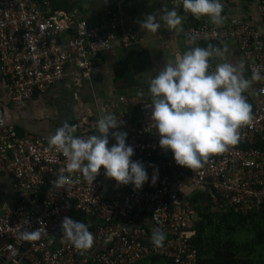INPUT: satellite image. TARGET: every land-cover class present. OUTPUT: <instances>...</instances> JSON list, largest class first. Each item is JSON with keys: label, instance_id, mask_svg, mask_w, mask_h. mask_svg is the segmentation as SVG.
I'll return each instance as SVG.
<instances>
[{"label": "built area", "instance_id": "1", "mask_svg": "<svg viewBox=\"0 0 264 264\" xmlns=\"http://www.w3.org/2000/svg\"><path fill=\"white\" fill-rule=\"evenodd\" d=\"M258 9L264 16V0ZM105 12V20L91 25L71 12L53 9L51 0H0V79L6 82L8 100L22 102L45 94L71 64L76 71L90 70L115 38L123 47L136 43L130 28H122L121 18L108 7ZM193 33V43L203 47L218 49L219 42L233 40L249 60L248 69L260 72L256 96L248 103L250 116L238 127L237 142L210 154L198 168L176 165L170 151L157 146L155 130H144L150 126L144 106L150 100H142L135 114L117 115L123 121L118 130L127 133L125 143L133 148L130 159L143 163L149 176L157 170L155 183L145 181L139 189L130 183L118 185L103 176L101 166L92 184L73 171L65 173L68 182L58 187L56 170L66 164L65 157L49 148L47 138L17 135L0 107V178H12L17 195L14 202L0 196V264H138L152 257L195 264L197 250L187 226L196 210L187 199L180 201L185 184L210 189L218 210H263L264 151L254 143L264 140V32L236 19L228 27L202 22L181 32L187 39L186 34ZM124 101L119 97L112 106ZM104 179L113 182L115 195H102ZM66 216L87 225L90 247L77 249L64 237L60 224ZM26 230L39 231V238L21 239ZM154 231L162 234L159 245L150 240Z\"/></svg>", "mask_w": 264, "mask_h": 264}, {"label": "clouds", "instance_id": "2", "mask_svg": "<svg viewBox=\"0 0 264 264\" xmlns=\"http://www.w3.org/2000/svg\"><path fill=\"white\" fill-rule=\"evenodd\" d=\"M183 13L199 19L206 16L214 25L223 23L220 0H176ZM182 16L177 7L165 8L142 15L137 20L138 28L155 33L165 26L180 32ZM188 35V43L196 39V34ZM223 52L212 46L191 47L183 53L176 52L171 62L163 64L148 80L150 102L148 109L150 126L145 131L155 130L157 146L170 151L176 165L188 169L198 168L210 154L222 153L228 145L237 142V129L250 116V105L243 91L260 78L258 69L253 68L251 79L242 76L243 65L234 66L221 62L210 69L208 58ZM122 120L110 114H103L95 121L94 134L86 138L75 136V125L67 122L55 128L47 137L49 148L59 152L66 159L63 167H58L54 182L62 187L68 182L65 173L79 171L84 179L92 184L100 172L118 185H132L139 189L145 181L152 184L157 178L153 168L151 176L138 160H131L133 148L125 143L127 133L118 130ZM113 129V131H109ZM109 138L114 142L109 144ZM151 167V165H149ZM60 229L64 237L77 249L92 245V235L87 225L70 217L61 220ZM39 231L21 232V239L35 240ZM162 234L154 231L152 243L159 245Z\"/></svg>", "mask_w": 264, "mask_h": 264}, {"label": "crops", "instance_id": "3", "mask_svg": "<svg viewBox=\"0 0 264 264\" xmlns=\"http://www.w3.org/2000/svg\"><path fill=\"white\" fill-rule=\"evenodd\" d=\"M51 0L53 9L71 12L75 17L85 20L91 25L106 19V8L117 14L123 24L122 28H130L136 35V43L127 47L121 46L115 38L109 50L100 54L94 66L88 71H76L73 64L65 70V76L53 83L45 94H35L28 100L17 102L7 98L6 82L0 79V107L5 120L10 123L17 135L30 138H47L61 122L76 126L75 133L94 134L95 121L103 114L117 117L119 113L135 114L140 101L150 100L148 80L156 74L163 64L171 62L176 52L183 53L191 47H201L200 44L188 43L181 32L195 27L202 22L210 23L206 16L199 19L191 14L183 13L176 0ZM223 23L218 27H228L236 19L247 22L252 27L264 32V16L259 13V0H220ZM55 4V5H54ZM177 7L182 16L181 31L169 30L163 24L155 33L138 28L137 20L143 14L159 11L162 7ZM214 25V24H212ZM217 26V25H215ZM218 49L223 56L209 57L210 69L221 62L234 66L243 65L242 76L251 79L252 72L248 69L249 60L238 51L233 40L219 42ZM258 79L253 81L242 93L249 103L257 93ZM119 97L124 102H113ZM109 131H113L110 129ZM113 140L109 138V144ZM13 179L9 176L0 178V196L14 202L17 198L13 187ZM117 188L109 179H104L102 195H115ZM188 200L196 210L188 223L187 230L198 219V212L211 200V191L206 187L193 188L185 184L180 191V201ZM196 202H192V200ZM204 201V202H202ZM205 204V205H204ZM212 208V206L210 207ZM142 223L150 227L147 218Z\"/></svg>", "mask_w": 264, "mask_h": 264}, {"label": "trees", "instance_id": "4", "mask_svg": "<svg viewBox=\"0 0 264 264\" xmlns=\"http://www.w3.org/2000/svg\"><path fill=\"white\" fill-rule=\"evenodd\" d=\"M57 1L65 3L67 0ZM254 147L264 151V140L257 139ZM214 205L210 201L200 208L198 219L191 226L190 239L197 250L195 264H264V208L240 214L218 210ZM139 263L172 264L161 257Z\"/></svg>", "mask_w": 264, "mask_h": 264}, {"label": "rangeland", "instance_id": "5", "mask_svg": "<svg viewBox=\"0 0 264 264\" xmlns=\"http://www.w3.org/2000/svg\"><path fill=\"white\" fill-rule=\"evenodd\" d=\"M202 202H204V201H202ZM205 205V204H204ZM204 210V209H203ZM243 231V230H242ZM241 234H243L242 232H240ZM252 235V234H251ZM251 235H248L249 237L251 236ZM138 264H141V263H138Z\"/></svg>", "mask_w": 264, "mask_h": 264}]
</instances>
